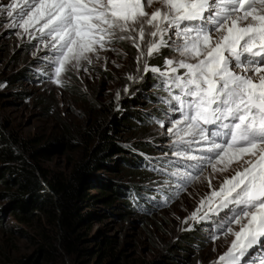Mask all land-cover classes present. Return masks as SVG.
<instances>
[{
  "label": "rangeland",
  "instance_id": "obj_1",
  "mask_svg": "<svg viewBox=\"0 0 264 264\" xmlns=\"http://www.w3.org/2000/svg\"><path fill=\"white\" fill-rule=\"evenodd\" d=\"M11 3L13 0H0V121L31 142V149L47 150V157H38L40 166L49 173L70 176L96 146V138L85 135L93 123L107 122L113 115L124 119L115 135L122 149L108 158L109 167L96 172L102 185L85 186L89 199L80 213L89 218L78 229L83 251L65 264H106L109 257L102 261L96 257L104 240L112 242L118 264H215L233 239L231 235L213 238L220 235L217 223L227 210L219 215L209 213V219L199 222L189 217L198 209L201 216L207 211V205L201 208V201L232 171L221 175L209 168L199 179L180 181L182 187L176 186V178L169 173L177 165L168 164L177 160L172 154V137L162 134L165 129L157 123L168 110L160 100L168 93L154 81L159 80L164 88V78L151 71H137V49L129 41L117 40L110 46L112 51L100 53L99 60L82 62L79 70L64 73L62 85H58L50 79L46 57L52 53L39 33L33 29L28 34L10 26L13 18L7 10ZM156 7L159 4L147 11ZM169 51L161 49L159 56L147 60L148 65L163 70ZM148 114L156 115L150 118L152 123L134 130L137 117ZM63 135L70 138L71 148L50 152L48 144ZM183 163L178 165L181 170ZM110 183L118 191L135 188L138 208L128 209L124 194L116 192L109 194L112 204L105 205L98 198L99 189H109L106 184ZM6 192L0 181V264L34 255L44 241L41 228L52 230L45 220L21 223L12 213ZM261 260L264 247L257 245L241 258V264H260Z\"/></svg>",
  "mask_w": 264,
  "mask_h": 264
},
{
  "label": "snow or ice",
  "instance_id": "obj_2",
  "mask_svg": "<svg viewBox=\"0 0 264 264\" xmlns=\"http://www.w3.org/2000/svg\"><path fill=\"white\" fill-rule=\"evenodd\" d=\"M153 4L159 7L147 11ZM7 15L11 27L39 33L58 85L115 41H129L137 71L164 78L168 110L157 123L172 137L176 186L209 168L232 171L201 201L207 211L189 217L199 222L227 210L213 238L233 239L215 264H241L249 249L264 247V0H13ZM164 48L163 70L150 67Z\"/></svg>",
  "mask_w": 264,
  "mask_h": 264
},
{
  "label": "trees",
  "instance_id": "obj_3",
  "mask_svg": "<svg viewBox=\"0 0 264 264\" xmlns=\"http://www.w3.org/2000/svg\"><path fill=\"white\" fill-rule=\"evenodd\" d=\"M158 82L157 88L162 91L164 88L160 87V81H154L156 84ZM155 116L148 114L137 117L138 125L132 128L140 129L139 125H146ZM123 120L113 115L107 122L93 123L85 135L94 136L96 146L68 177L43 169L38 157H47V150L31 149V142L19 138L8 125L0 121V181L7 189L6 196L12 203V213L23 224L45 220L52 229L48 231L41 228L44 241L38 245L34 255L3 264H65L66 259L75 258L83 251L80 248L83 238L78 229L89 218L80 213L81 206L89 199L85 186L102 185L103 180L96 176V172L109 167L108 158L122 149L115 135L119 127L124 125ZM71 146L70 138L64 135L48 144L50 152ZM106 186L109 189H99L98 197L105 205L112 204L113 197L109 194L114 195L116 192L118 196L124 194L128 209L138 208L139 196L135 188L118 191L111 183ZM100 244L102 248L96 253L97 259L102 261L109 257L106 264H118L119 258L112 249V242L104 240Z\"/></svg>",
  "mask_w": 264,
  "mask_h": 264
}]
</instances>
